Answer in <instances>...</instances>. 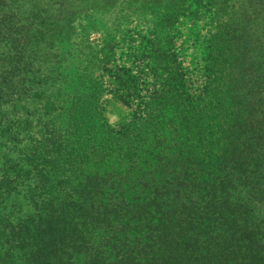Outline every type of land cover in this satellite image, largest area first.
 Here are the masks:
<instances>
[{
    "label": "trees",
    "instance_id": "trees-1",
    "mask_svg": "<svg viewBox=\"0 0 264 264\" xmlns=\"http://www.w3.org/2000/svg\"><path fill=\"white\" fill-rule=\"evenodd\" d=\"M83 1L0 0V264H264V0Z\"/></svg>",
    "mask_w": 264,
    "mask_h": 264
},
{
    "label": "rangeland",
    "instance_id": "rangeland-1",
    "mask_svg": "<svg viewBox=\"0 0 264 264\" xmlns=\"http://www.w3.org/2000/svg\"><path fill=\"white\" fill-rule=\"evenodd\" d=\"M57 1H59V0H31V2L29 4H25L24 9H26L27 12H29V10H31V8H34L35 12L38 10H41V9L42 10L49 9V8H51V5ZM70 1L73 2V0H70ZM81 1L82 2L79 5L83 6L84 1L83 0H81ZM54 7H56V6H54ZM135 16L136 17H132V21L138 27H144V28L151 27L152 23H154V20H155L154 16H150L148 13H144V14L138 13ZM95 22H97V23L94 24L92 29L98 28V27H99V30H101L102 27L108 29V26L110 25L109 21L100 22L98 19H96ZM179 23L180 24L178 26H175V28L177 29L176 31H178V34H176V32H174L175 38L172 41L170 40L169 43H171V42H172V44L174 43V47L177 48L182 53V55H184V57H183L184 58V65L187 67L189 65V67L192 68L191 61L193 59V56L195 55V52H197V49L195 48V46H197V44H194V37L192 36V31L194 30L192 28V26L194 25V23L189 22L188 19H185L183 21L180 20ZM97 37L98 36L95 35V38H97ZM162 45H164V44H162ZM147 51H149V49ZM154 53L155 52H151V54L149 55V59L147 60L149 65H152L153 63L160 62V59L154 60V58H153ZM185 53L188 55L187 57H185ZM156 65H158V64H155L154 66H156ZM161 65H163V64H161ZM154 66H153V68H154ZM193 75H194L193 76V78H194L197 75V72L193 71ZM198 81H199V79H198ZM10 112L11 111H9V113ZM13 114L14 113H11V115H10L11 118L14 117ZM8 118H9V115H8ZM107 118H108V121L110 124H114L118 120L115 113L114 112L111 113L109 111H108Z\"/></svg>",
    "mask_w": 264,
    "mask_h": 264
}]
</instances>
